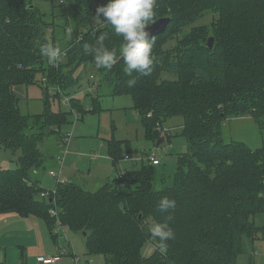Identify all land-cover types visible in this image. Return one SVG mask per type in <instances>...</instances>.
<instances>
[{
	"label": "trees",
	"instance_id": "1",
	"mask_svg": "<svg viewBox=\"0 0 264 264\" xmlns=\"http://www.w3.org/2000/svg\"><path fill=\"white\" fill-rule=\"evenodd\" d=\"M36 1L0 0V145L20 151L13 159L16 167L0 169V214L41 216L53 232L59 220L50 209L56 208L60 222L86 231L88 251L102 253L108 264H257L251 256L241 263L239 255L246 253L245 239L264 241V225L252 218L264 213V145L226 141L223 127L228 119L251 115L264 129V0H155L156 18L171 19L166 30L153 37L149 75L124 72L119 55L123 37L107 22L92 23L90 0H74L72 9L60 13L53 4L51 19ZM57 1L62 6L66 0ZM207 13H212L210 25L184 31ZM57 29L63 33L60 38ZM101 36L106 47L117 50L111 69L97 68L94 56L83 50ZM211 36L213 48L207 45ZM172 39L176 43L165 47ZM46 43H64L65 61L50 64L40 53ZM89 64L107 83L109 94L132 97L147 137L159 138L164 130L157 125L164 128L169 118L184 117L181 134L189 148L178 154L170 184L155 187L158 165L151 163L120 172L96 191L57 176L56 188H47L33 178L32 172L46 169V138L55 133L61 140L67 134L64 128L75 122L72 114L85 112L77 97L69 101L70 111L52 110L49 84L57 86L53 97L61 98L80 83L82 74L75 72ZM130 79L136 80L131 88ZM35 82L46 91L47 109L39 115L23 114L15 87ZM98 108L99 103L93 111ZM165 130L170 138L172 133ZM110 145L115 163L131 155L122 156L121 141L111 140ZM165 196L175 199L176 207L161 213L157 205ZM168 216L174 239L165 242L162 253L159 239L150 234V222ZM150 239L156 249L145 257L142 248Z\"/></svg>",
	"mask_w": 264,
	"mask_h": 264
},
{
	"label": "rangeland",
	"instance_id": "2",
	"mask_svg": "<svg viewBox=\"0 0 264 264\" xmlns=\"http://www.w3.org/2000/svg\"><path fill=\"white\" fill-rule=\"evenodd\" d=\"M107 2L108 0H90L91 8L94 11L92 16V23L94 25L98 26L102 23H106L102 15L100 17L96 15V10L98 7L106 5ZM36 4L42 11L46 12L48 14V18L51 19V15L49 14H51L53 11V4L56 5L55 11L60 13L63 11L62 8L66 10L72 9L74 0H66L62 6L58 5L57 0L54 2L38 0L36 1ZM211 22L212 13H207L205 17L200 18L195 23L187 26L184 31H190L193 25H210ZM58 29L56 30V34L60 38L63 36V33ZM175 43L176 39L169 40L166 42L165 47H170ZM58 47L61 50L65 47V45L64 43H61L58 44ZM60 59L61 61H65V56L61 54ZM78 73L82 74L80 83L73 89L69 90L67 95L61 93V98L53 97L55 92H57V86L54 84H49V96L51 100L50 105L52 110L70 111L71 104H65L63 101L66 98L70 101L72 97L79 98L85 110L83 115H81V113L76 110V113L79 114L80 119L76 122V124L73 123L67 125L64 128V131L73 130L74 133L67 146L60 140L58 142V137L55 133L50 134L42 144V149L45 156L47 157L48 155V163H53L52 167H57L53 170L59 172V163L57 164L58 160L55 162L52 161V154L58 156L57 154L66 148L65 152L68 153V155H66L69 157L73 151H76L74 150V146L76 144L78 145V148L81 147L87 152H91L94 148L95 152L100 156L99 164H97L98 160L93 162L89 157L84 159L82 162H77V166H79L81 170V172L78 174L80 175L79 180L85 185V188L87 187L92 191H96L102 187L109 178H111L113 175L114 176L112 178H114L116 174L120 173H118L117 166L120 167V170H122L121 172L140 169L143 163H149V161L144 159L145 154L156 153L161 164H158L157 166L158 174L155 180V187L159 189L165 184H170L172 181V176L177 169L178 154L187 152L189 148L188 140L184 135L181 134V125L184 122V117L177 115L169 118V120L163 123L164 128L168 129L169 132L172 133L170 138L168 137L166 130H164L162 135H160V137L157 139L149 138L146 135V127L142 121L140 113L133 109V99L130 95L109 94L110 88L102 79V76L95 66L92 64L81 66L75 72V75ZM93 73L95 75V79H91V74ZM163 77H174V75L163 73ZM43 89V85L36 82L21 84L15 87V91L19 96V106L23 114L39 115L45 113L47 109V103L46 91L44 92ZM95 98H99L100 101H96L94 103ZM98 103V110L93 111L94 105L98 107ZM72 120L75 121V116L73 114ZM82 126L84 128V132H81L80 127ZM223 130L226 141H230L231 139L243 140L253 148L264 145V129L260 128L256 119L251 115L228 119L224 124ZM160 139H163L164 141L161 142L160 145H157ZM111 140L121 141L122 156L130 152L132 159L125 160L121 158L122 160L120 159L121 161L117 166H114L111 160H106L105 158L110 155ZM101 146H103L102 149ZM19 155L20 151L14 152L10 149H5L0 145V162H10L11 159L15 157L18 158ZM10 167H16V163L13 162V165ZM46 167H49V165L46 164ZM98 167L99 171L97 172ZM50 169L47 168L46 170L43 168L38 174L32 172V176L34 179L39 178L41 183L44 185L48 184L50 186H55L57 183L56 181L58 180H54V178H52L49 173ZM62 173L65 174L63 171ZM63 174L62 177H64ZM164 179L166 180L165 182H163ZM252 218L256 225H264L263 212L255 214ZM43 221V219L40 221V225L36 231L43 232L44 235L38 239L36 235L31 232L29 234V243L35 245L36 243H40L50 252L52 248H56V244L53 241L52 235L57 232L59 233L58 240L60 242L65 241L66 243L69 241V247L70 250H72V254L76 257H79L78 264H108L105 256L102 253H90L88 251L83 232L73 230L67 225H64L65 232L61 230L59 224L54 226L52 232L50 231V228H48L45 221L44 226ZM150 223L152 226L156 224L153 221ZM244 242L246 253H241L239 255V262L247 263L249 261V257L251 256L252 261H255L257 264H264V241L257 240L252 242L249 239H245ZM5 243L7 245H9L8 243H10V245L11 243L16 244L17 240L14 242H12V240H6ZM22 243L23 242H19L17 249L15 250L8 248L9 255L6 256V250L4 246H1L0 242V264H19L23 261V258L26 264H36L37 258H34L33 255L37 254V250L40 245L29 246L32 248H30V251L27 252L26 249L28 248L20 246ZM62 246H65V244L61 243L60 248ZM155 249L156 244L154 240L150 239L146 241L142 248L143 256L148 257L152 255ZM68 250V248L62 249L59 251V253L63 252L62 256L67 258L69 256ZM40 263L44 264L42 262Z\"/></svg>",
	"mask_w": 264,
	"mask_h": 264
},
{
	"label": "clouds",
	"instance_id": "3",
	"mask_svg": "<svg viewBox=\"0 0 264 264\" xmlns=\"http://www.w3.org/2000/svg\"><path fill=\"white\" fill-rule=\"evenodd\" d=\"M154 6L155 0H108L106 5L96 10V15H102L115 34L123 37L124 43L119 49V55L125 65L124 72L128 75L133 72L149 75L152 71L154 40L149 37L147 26L155 23L157 19ZM104 39L101 36L95 45L84 44L83 50L94 56L97 68L111 69L116 63L117 50L106 47ZM40 53L50 64H56L61 57L60 48L51 43L43 44ZM135 83V79H130L128 87H133ZM157 207L161 213H166L169 209H175L176 201L165 196L159 200ZM170 219L171 216H168L163 222L156 223L149 229L151 236L159 239L158 248L162 253L166 250L165 242L174 239V231L168 223Z\"/></svg>",
	"mask_w": 264,
	"mask_h": 264
},
{
	"label": "crops",
	"instance_id": "4",
	"mask_svg": "<svg viewBox=\"0 0 264 264\" xmlns=\"http://www.w3.org/2000/svg\"><path fill=\"white\" fill-rule=\"evenodd\" d=\"M80 129H81V132H84L83 131L84 130L83 126L80 127ZM59 140L60 139L58 138V142H59ZM102 147L103 146H101V149H102ZM74 150H76V151H73V153H71V155L69 157H67L68 153H66L67 155L65 154L63 167H61V164L59 163L60 161L57 159L58 156L52 154L51 155V159H52L53 162L58 160L57 164L58 163L60 164V166L58 164V168H59L58 174L61 177L62 181L72 180V181H75V182H77V183H79V184H81V185H83L85 187V185L79 180L80 175H78V174L81 172V170H80V167L77 166V162H82L84 159L90 157L93 162H96L98 160L97 164H99L100 156L95 152L94 148H93V150L91 152H87L81 147L78 148L77 144L74 146ZM59 154L60 153H58L57 155H59ZM13 159H11L10 162H7V163L4 162V161H1L0 162V169L4 168L6 166H12L13 162H14ZM105 159L106 160H111L112 164L114 166L115 165L117 166L122 159L128 160L124 156L121 160H119L118 162L115 163L113 158L110 155H108ZM48 161L49 160H48V155H47L46 164H48L49 167H46V170H47V168L50 169L53 166V163H48ZM64 164H65V166H64ZM55 168H57V167H52L50 169V171L55 169ZM117 170H118V173L122 171V170H120V167H118V166H117ZM50 171H49V173H50ZM62 171L65 174H63ZM98 171H99V167L97 169V172ZM62 174L64 175V177H62ZM117 175L118 174H116V176ZM52 178H54V176H52ZM54 180H56V178H54ZM56 182H58V181H56ZM44 186H46L47 188H56V185L55 186H50V185L46 184ZM42 219L45 221V219L43 217H41V216L30 215V216H27V217H23V216L19 215L18 213H15V212L0 214V242H1V246H4V248L6 250V256L9 255L8 254V248H11L12 250H15V249H17L18 243L19 242H23L20 246H23L24 248H28L29 250L26 249L27 252L30 251V248H32V247H29V246H39L40 245L38 250H37V254L33 255L34 258H37V262L38 263L36 262V264L40 263L39 259H38L39 256H55V255L59 254L60 250L66 249V248L69 249L68 250L69 251V253H68L69 256L67 258H64L62 256V260L60 262L56 263V264H71V262H72V264H75V261H74V257L75 256L72 254V250H70L69 241L65 243V241L62 240L63 242H60L58 240L59 236L57 238H54L53 235H52L53 241L56 244V248H52L50 250V252H49V250L47 248H44L40 243H36V245L29 243V239H30L29 238V234L31 232H33L38 239L41 238L42 235H44L43 232L36 231V229L40 225V221H42ZM44 221H43V224H44ZM46 224H47L48 228H50L48 222H46ZM44 226H45V224H44ZM45 230H46V228H45ZM50 231H51V229H50ZM63 231H65V228H63ZM57 234L59 235V233H57ZM6 240L7 241L12 240V242L17 240V243L16 244L15 243H11V245H10V243H8L9 245H7L5 243ZM61 243L65 244V246H62L60 248ZM70 257H71V259H70ZM78 261H79V257H78ZM19 264H21V263H19ZM25 264H26V262H25ZM77 264H78V262H77Z\"/></svg>",
	"mask_w": 264,
	"mask_h": 264
},
{
	"label": "built area",
	"instance_id": "5",
	"mask_svg": "<svg viewBox=\"0 0 264 264\" xmlns=\"http://www.w3.org/2000/svg\"><path fill=\"white\" fill-rule=\"evenodd\" d=\"M61 54L65 56L67 54V51H63V52H61ZM63 103L67 104V103H69V100L66 98L63 101ZM75 116H76V118H75L76 120H75L74 124H76V122L79 120V118H78L79 114H77L75 112ZM157 129L161 130V131L165 130L160 124L157 125ZM72 136H73V130H69V131H67L66 136L61 138V141L64 144H66V146H67L69 144ZM65 149H63L60 152V154L58 155V158H57L60 161L59 163L61 164V167H63V162H64V159H65V154H66ZM131 157H132L131 155H127V154L125 155L126 159H132ZM144 159L149 161V163L154 164V165H158V164L161 163L159 158L157 157L156 153H148V154H146L144 156ZM50 174L52 176H57L61 180V177L59 176L57 171L51 170ZM48 194H49L48 192H44L43 193V195H48ZM50 213H51L52 216L57 217V219L59 220L58 224L60 225V228L63 231L64 225L60 222V219L58 217L59 216V211L56 208H51L50 209ZM62 253H59V254H57L55 256H49V257L39 256L38 259H39L40 262H42L44 264H56V263H58V262H60L62 260ZM74 261H75V264H77L78 257L75 256L74 257Z\"/></svg>",
	"mask_w": 264,
	"mask_h": 264
},
{
	"label": "water",
	"instance_id": "6",
	"mask_svg": "<svg viewBox=\"0 0 264 264\" xmlns=\"http://www.w3.org/2000/svg\"><path fill=\"white\" fill-rule=\"evenodd\" d=\"M170 19H171L170 17H161V18L157 19L155 21V23L148 25L147 26V31L149 33V37L153 38L156 35L163 33L166 30V28H167V26H168V24L170 22ZM207 45L210 48H213V46H214V37L213 36H211L209 38V40L207 41ZM162 141H163V139H160L158 141L157 145H160V143ZM83 234L85 236L87 234L86 231H84Z\"/></svg>",
	"mask_w": 264,
	"mask_h": 264
}]
</instances>
